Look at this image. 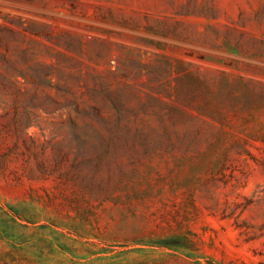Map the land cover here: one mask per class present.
I'll list each match as a JSON object with an SVG mask.
<instances>
[{
  "label": "rangeland",
  "instance_id": "374dc122",
  "mask_svg": "<svg viewBox=\"0 0 264 264\" xmlns=\"http://www.w3.org/2000/svg\"><path fill=\"white\" fill-rule=\"evenodd\" d=\"M0 264H264V0H0Z\"/></svg>",
  "mask_w": 264,
  "mask_h": 264
}]
</instances>
